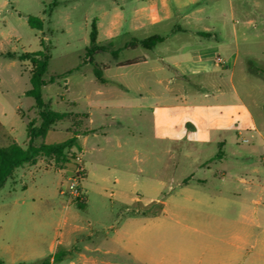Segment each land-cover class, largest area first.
Returning <instances> with one entry per match:
<instances>
[{
  "label": "rangeland",
  "instance_id": "374dc122",
  "mask_svg": "<svg viewBox=\"0 0 264 264\" xmlns=\"http://www.w3.org/2000/svg\"><path fill=\"white\" fill-rule=\"evenodd\" d=\"M59 1L0 0V51L36 52L42 49L44 36L49 39L46 43L51 42L52 56L44 79L54 77L55 82L42 88L44 101L53 111L89 112L94 120L97 136L90 137L88 146L98 140L99 148L92 152L82 149L88 173L82 182L87 202L79 206L71 201L66 208L69 196L61 190H66L73 175L72 161L56 164L41 158L25 172L18 169L15 184L8 180L0 187V220L7 207L23 202L39 206L31 224L44 226L46 259L52 256L50 242L64 231L65 217L73 214L79 227L75 247L79 248L89 234L112 237L113 226L121 225L131 212L151 216H140L134 228L144 236L154 233L151 249L145 252L155 257L179 254L191 245L181 239L179 229L163 237L161 231L168 225L232 221L253 225L252 242L264 237V0H202V20L189 26H210L217 38L180 34L159 44L154 52L122 50L120 60L141 54L154 59L161 53L171 64L178 47L191 53L202 44L220 45L213 55L211 72L195 71L175 80L170 100L136 99L123 105L104 101L103 117L96 103H89L70 81L95 69L94 62L114 60L110 52L95 53L88 42L90 24L97 13L92 3L99 5L100 1ZM29 15L44 18L42 30L28 25ZM218 56L227 65L215 62ZM4 62L0 56V64ZM79 65L83 68L73 70ZM1 75L13 79L11 86H0L6 89L8 101L1 119L7 126L13 124L12 139L25 146L27 123L35 121L38 114L34 98L25 94L31 87L30 64L16 61ZM169 75H176V71L170 69ZM77 125L61 120L39 142L61 143L72 136L69 129ZM85 127H89L87 121ZM7 144L6 137H1L0 145ZM74 150L68 151V159ZM15 228L11 231L6 224L0 242L3 237L11 239L18 230ZM19 230L27 231L26 227ZM0 258L5 263L12 260L1 249ZM109 261L116 262L113 258Z\"/></svg>",
  "mask_w": 264,
  "mask_h": 264
},
{
  "label": "crops",
  "instance_id": "0c3cea01",
  "mask_svg": "<svg viewBox=\"0 0 264 264\" xmlns=\"http://www.w3.org/2000/svg\"><path fill=\"white\" fill-rule=\"evenodd\" d=\"M99 1V5L92 3L97 9L96 16L92 18V22L95 21L97 27L96 43L99 47L101 46V49L96 50L95 53L110 52L114 60L113 62L93 63L100 69L103 81L96 78L94 68L88 72L80 73L79 77H74L70 81L72 88L79 89V92L89 103H96V107L101 111L100 116L103 117L105 114L103 111L106 101H118L117 103L123 105L136 99L170 100L174 91L172 84L175 80L186 78L195 71L211 72L210 65L214 62L213 55L220 49L219 44H202L191 53L183 52L182 48L178 47L176 50L177 59L175 58L173 64H170L161 53H157L154 59H151L147 54L119 59L122 50L143 48L148 52H154L159 44L165 43L170 38L178 37L180 34L217 38L215 30L210 26L201 28H190L189 26L198 24L202 20L201 14L204 9L201 5L202 0ZM59 3L58 0L57 4ZM41 19L44 24V18ZM155 35L164 37V40L152 49H145L140 45L135 48L126 47L131 42H139ZM43 40L48 41L49 39L44 36ZM8 53L10 52L0 51V56L6 60L0 64L2 66L0 67V86L13 84L12 77L1 75V71L10 68L16 61H20L17 57L8 56ZM222 60L224 63L219 64L227 65L224 59ZM130 61L131 63L126 64ZM215 62L217 61L215 60ZM86 64L84 62V65ZM82 68V65H79L73 70L77 71ZM170 69H174L176 75H169ZM27 90H25V94ZM7 105L6 89L3 91L0 87V125L3 129L0 131V138L6 137L10 144L15 141L10 135L14 126L13 124L7 126L1 119V115L5 116L6 114ZM164 107L166 108L167 105ZM86 114L89 127L83 134L77 136V146L74 148L83 149L85 147L89 152H92L99 146L98 140L88 146L91 143L90 137L96 138L97 135L93 127L94 120L91 113L87 112ZM7 133L10 138L6 135ZM36 165H25L19 169L25 172L29 170L30 166ZM16 174L15 172L13 179H9L13 180V184L17 182ZM87 178L86 171L84 180ZM133 200L136 199L132 198L131 201ZM86 202L85 194L84 204ZM71 204V201H68L66 208H69ZM39 208L35 204L27 205L23 202L21 205L4 209L5 217L0 220V234H4L6 224H9L11 231L16 229L15 227L18 230L13 232L11 239L3 237L0 242V249L12 259L11 262L5 263L0 258L2 264H16L17 259L27 264V261H35L36 264H44V261H48V264H61L65 261L68 264H125V262L132 264H264V237L256 238L252 242L250 227L253 225L240 226L232 221L164 226L161 231L163 237L171 235L170 232L174 229H179L181 239L191 245L179 254L167 253L155 257L149 251L145 252V250L151 249L154 233L149 231L144 236V234L141 235L138 227L134 228L140 216L145 219L151 217L146 212H131L121 225L113 226L114 235L112 237L87 235L86 242L81 248L75 247L78 241L74 236L79 229L74 221L75 215L73 214L69 218L65 217L62 224L64 231L59 233L60 236L56 240L50 242L48 251L52 256L46 259L45 239L41 232L44 226L43 224L40 226L31 224V218ZM118 219H122V217L118 216ZM259 225V223H255L256 227ZM21 227H26L27 231H20ZM20 233V237H17ZM191 248H195L196 251L190 250ZM111 258L116 262H110Z\"/></svg>",
  "mask_w": 264,
  "mask_h": 264
},
{
  "label": "trees",
  "instance_id": "16d2710c",
  "mask_svg": "<svg viewBox=\"0 0 264 264\" xmlns=\"http://www.w3.org/2000/svg\"><path fill=\"white\" fill-rule=\"evenodd\" d=\"M58 0H54L57 4ZM28 25L37 30L43 29V20L39 17L29 15L27 16ZM97 27L95 21L92 22L91 31L89 35V44L94 52L100 49L96 43ZM164 40L162 36H151L139 42H131L126 47L135 48L142 46L145 49H152L155 45L161 43ZM42 49L36 52H23V53H8L10 57H17L20 61H28L30 63V83L31 87L26 91L28 96L34 98L35 108L37 110L38 117L36 120H30L27 124V142L25 146L18 144L16 141H12L6 146L0 145V187L4 186L9 179H13L17 169L24 167L25 165H36L41 158H49L56 164H65L68 162V151L77 146V136L83 134L86 130L84 123L87 121L86 113H74L65 112L60 113L53 111L50 105L47 104L42 95V88L49 84L54 83V77L49 80L44 79V74L47 72L48 63L51 59L52 45L49 41H41ZM93 60V58H91ZM127 62L126 64H129ZM95 76L98 80L103 81L100 69L95 65ZM264 108V105H263ZM71 120L73 126L69 131L72 136L67 140L56 144H45L39 142L46 134L52 130L56 123L61 120ZM0 125V131H2ZM79 206L84 205L83 202H78ZM0 264H2L0 262ZM27 264V263H18ZM44 264H48V261H44Z\"/></svg>",
  "mask_w": 264,
  "mask_h": 264
},
{
  "label": "built area",
  "instance_id": "2783aa9c",
  "mask_svg": "<svg viewBox=\"0 0 264 264\" xmlns=\"http://www.w3.org/2000/svg\"><path fill=\"white\" fill-rule=\"evenodd\" d=\"M216 61L218 63H224L220 57H217ZM73 162L75 169L73 175L68 178V184L66 190H61L62 194H68L70 201L83 202L85 201V193L82 188V182L86 176V169L83 162V150L75 149L71 153V157L68 162Z\"/></svg>",
  "mask_w": 264,
  "mask_h": 264
}]
</instances>
